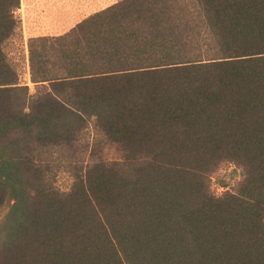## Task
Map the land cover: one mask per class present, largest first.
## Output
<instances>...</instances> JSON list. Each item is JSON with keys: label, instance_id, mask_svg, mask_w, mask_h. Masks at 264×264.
<instances>
[{"label": "trees", "instance_id": "trees-1", "mask_svg": "<svg viewBox=\"0 0 264 264\" xmlns=\"http://www.w3.org/2000/svg\"><path fill=\"white\" fill-rule=\"evenodd\" d=\"M19 2L0 0V264H264V0H118L29 39L34 93L5 51ZM225 163L243 177L215 195Z\"/></svg>", "mask_w": 264, "mask_h": 264}, {"label": "rangeland", "instance_id": "rangeland-1", "mask_svg": "<svg viewBox=\"0 0 264 264\" xmlns=\"http://www.w3.org/2000/svg\"><path fill=\"white\" fill-rule=\"evenodd\" d=\"M118 0H41L34 7L29 0H20L17 15L21 20L18 37L10 39L5 47L9 59L18 66L20 84L35 92L31 82L28 62V41L32 37L58 36L68 32L87 16L105 9ZM32 6V7H31ZM242 170L234 164H222L210 177V188L215 195L235 192L242 180ZM57 187L67 190L71 179L66 171L57 176ZM8 206L0 208V219Z\"/></svg>", "mask_w": 264, "mask_h": 264}, {"label": "crops", "instance_id": "crops-1", "mask_svg": "<svg viewBox=\"0 0 264 264\" xmlns=\"http://www.w3.org/2000/svg\"><path fill=\"white\" fill-rule=\"evenodd\" d=\"M30 2H33V6L34 7H36V6H38L39 5V2L41 1V0H29ZM20 4V3H19ZM32 7V6H31ZM18 10V9H17Z\"/></svg>", "mask_w": 264, "mask_h": 264}]
</instances>
